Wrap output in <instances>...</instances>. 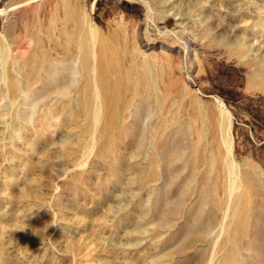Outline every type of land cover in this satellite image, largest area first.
Returning <instances> with one entry per match:
<instances>
[{
	"label": "rangeland",
	"instance_id": "obj_1",
	"mask_svg": "<svg viewBox=\"0 0 264 264\" xmlns=\"http://www.w3.org/2000/svg\"><path fill=\"white\" fill-rule=\"evenodd\" d=\"M0 264H264V0H0Z\"/></svg>",
	"mask_w": 264,
	"mask_h": 264
}]
</instances>
